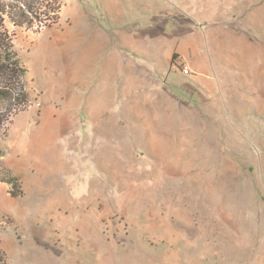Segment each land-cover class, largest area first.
Here are the masks:
<instances>
[{
	"label": "rangeland",
	"instance_id": "1",
	"mask_svg": "<svg viewBox=\"0 0 264 264\" xmlns=\"http://www.w3.org/2000/svg\"><path fill=\"white\" fill-rule=\"evenodd\" d=\"M61 1L6 21L32 103L0 140V264H264V0Z\"/></svg>",
	"mask_w": 264,
	"mask_h": 264
},
{
	"label": "trees",
	"instance_id": "2",
	"mask_svg": "<svg viewBox=\"0 0 264 264\" xmlns=\"http://www.w3.org/2000/svg\"><path fill=\"white\" fill-rule=\"evenodd\" d=\"M51 1L56 2L54 16H47L45 21L52 19L53 23H57L63 4L61 0ZM36 3L37 0H0V140L12 117L32 103L29 70L15 49L14 33L8 28L6 21L9 20L17 27L36 26L37 30L47 27L42 20H37L39 16L35 10ZM3 157L4 152L0 146V170L4 172V175L0 172V180L11 184V194L18 196L22 193L17 188L20 178L3 161Z\"/></svg>",
	"mask_w": 264,
	"mask_h": 264
},
{
	"label": "crops",
	"instance_id": "3",
	"mask_svg": "<svg viewBox=\"0 0 264 264\" xmlns=\"http://www.w3.org/2000/svg\"><path fill=\"white\" fill-rule=\"evenodd\" d=\"M180 57L173 60V62L170 63V71L174 72L175 80L180 84L182 88H187L186 86L188 84L192 85V88L194 90L199 89V82H198V70L197 65H195L192 61H188L190 64V74H184L182 70H180ZM185 79L189 80V82H185Z\"/></svg>",
	"mask_w": 264,
	"mask_h": 264
},
{
	"label": "built area",
	"instance_id": "4",
	"mask_svg": "<svg viewBox=\"0 0 264 264\" xmlns=\"http://www.w3.org/2000/svg\"><path fill=\"white\" fill-rule=\"evenodd\" d=\"M179 61H180V65H183V63H184L183 60L180 59ZM182 71L184 74H190V68H188V67H183Z\"/></svg>",
	"mask_w": 264,
	"mask_h": 264
}]
</instances>
